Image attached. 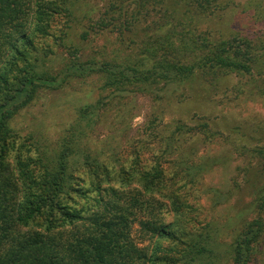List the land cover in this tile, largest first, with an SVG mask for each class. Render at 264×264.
I'll list each match as a JSON object with an SVG mask.
<instances>
[{
  "label": "trees",
  "instance_id": "trees-1",
  "mask_svg": "<svg viewBox=\"0 0 264 264\" xmlns=\"http://www.w3.org/2000/svg\"><path fill=\"white\" fill-rule=\"evenodd\" d=\"M79 1L65 0L64 12L69 21L83 25V39L89 44L98 29L111 23L106 19L92 23L90 17L81 21L73 8ZM41 2L35 4V23H31L32 0H0V264H264V148L255 152L258 166L246 178L252 196L251 218L243 219L233 242L226 247L220 242L222 230L207 227L194 234L195 240L176 262L162 255V242L173 235L150 220L151 207L141 208L139 198L143 196L133 188L137 173L123 166L117 141L97 145L89 141L103 97L77 105L79 94L74 93L67 99L74 119L57 140L36 141L32 147L35 157L27 163L15 160L11 164L8 157L9 142L18 130L17 117L34 104L42 90H61L75 80L96 77L100 92H149L161 85L179 88L200 71L250 74L252 68H264L263 42L240 40L239 44L240 38L224 41L202 30L217 10L218 0H139L138 17L131 24L143 41L135 48V57L132 47L130 55L103 49L87 56L73 54L56 67L32 39L45 22ZM30 28L32 34L24 32ZM163 32L164 36H156ZM136 36L131 37V44L137 45ZM61 41L78 52L68 36ZM77 46L80 51L85 48ZM251 58L253 63L247 65ZM24 60L27 66L11 79L12 68ZM162 145L165 153H177L178 145L172 139ZM160 160L143 161V169H150L142 178L150 194L166 184ZM83 170L88 171L87 181L94 192L99 191L92 213L78 209V200L88 196L80 187L85 184L78 176ZM140 214L146 217L141 219ZM135 224L152 244L151 251L135 242Z\"/></svg>",
  "mask_w": 264,
  "mask_h": 264
},
{
  "label": "rangeland",
  "instance_id": "rangeland-1",
  "mask_svg": "<svg viewBox=\"0 0 264 264\" xmlns=\"http://www.w3.org/2000/svg\"><path fill=\"white\" fill-rule=\"evenodd\" d=\"M32 1L30 18L31 23H35L34 9L39 0ZM218 2L217 10L213 11L207 27L202 30L208 29L211 35L223 37L224 41L240 38L239 44L240 40L245 43L260 41L264 47V0ZM41 5L44 24L38 32L33 33V28L24 32L33 33L37 50L48 53L56 67L73 54L87 56L96 50L106 49L114 53L119 49L127 55L132 47V57L138 54L135 48L142 45L143 37L136 36L131 23L138 17L139 0L75 2L73 8L81 21L90 17L92 23L102 19L111 23L107 28L98 29V36L89 44L83 39V25L77 26V22L69 21L64 12L67 8L65 0H42ZM165 33H156V36ZM65 36L73 42L77 53L61 41ZM134 36L139 38L137 45L130 43ZM77 45L85 48L80 51ZM253 59L247 60L246 64L251 65ZM26 66L25 60L20 61L8 76L11 79L18 77ZM263 69L252 68L250 74L200 71L179 88L164 89L161 85L149 92H100L101 83L96 77L75 80L61 90H42L34 104L16 119V138L9 142L10 163L31 161L35 157L32 147L36 141L57 140L62 135L65 125L74 119L72 104L69 107L67 103L71 95L79 94L77 105L103 97L89 141L96 145L117 141L123 166L137 173L133 188L143 196L139 198L141 208L151 207L147 212V216L151 214L150 220L173 235V239L162 242V255L179 261L187 246L195 240L194 234L202 233L210 226L222 230L220 242L227 247L249 214L252 196L246 178L258 166L255 152L264 148ZM171 139L178 145L174 154L165 153L161 146ZM155 157L161 158L166 184L155 194H150L142 180L143 173L150 172V169H143V161ZM200 167L201 171H198ZM113 168L108 166L112 171ZM84 171L78 176L85 179V184L80 187L88 196L78 200V209L92 213L96 210L99 191L94 192L90 179L87 181L88 171ZM145 215L139 217L144 219ZM133 238L141 248L152 250V244L145 241L138 224L134 225Z\"/></svg>",
  "mask_w": 264,
  "mask_h": 264
}]
</instances>
